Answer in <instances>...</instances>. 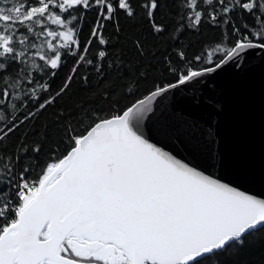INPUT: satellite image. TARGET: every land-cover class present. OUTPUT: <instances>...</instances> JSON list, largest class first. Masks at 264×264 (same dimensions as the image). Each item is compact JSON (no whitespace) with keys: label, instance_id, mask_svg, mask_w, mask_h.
Returning <instances> with one entry per match:
<instances>
[{"label":"snow or ice","instance_id":"6c2138e0","mask_svg":"<svg viewBox=\"0 0 264 264\" xmlns=\"http://www.w3.org/2000/svg\"><path fill=\"white\" fill-rule=\"evenodd\" d=\"M264 0H0V264H264Z\"/></svg>","mask_w":264,"mask_h":264},{"label":"water","instance_id":"95a60500","mask_svg":"<svg viewBox=\"0 0 264 264\" xmlns=\"http://www.w3.org/2000/svg\"><path fill=\"white\" fill-rule=\"evenodd\" d=\"M229 147L259 156L264 137V103L259 85H251L236 103L235 115L229 124Z\"/></svg>","mask_w":264,"mask_h":264}]
</instances>
